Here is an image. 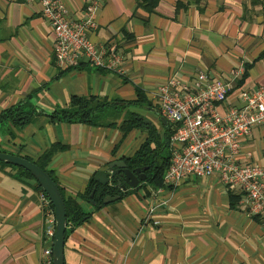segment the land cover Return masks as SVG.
<instances>
[{"label":"crops","instance_id":"1","mask_svg":"<svg viewBox=\"0 0 264 264\" xmlns=\"http://www.w3.org/2000/svg\"><path fill=\"white\" fill-rule=\"evenodd\" d=\"M60 1L69 20L79 21L93 0ZM101 1L90 39L122 55L125 76L87 62L61 70L41 6L0 0V116L18 107L39 113L24 127L0 123V151L38 162L53 146L64 147L47 169L89 216L70 224L65 264H264L261 218L217 175L190 177L175 190L144 182L110 205L83 198L97 173L135 157L149 137L145 127L163 140L167 122L153 94L171 77L193 82L204 72L227 83L242 67L221 114L239 104V93L264 89V0H159L152 13L138 0ZM76 97L118 104L120 121L53 122L50 116ZM131 116L140 127L127 131ZM239 162L264 170V126L244 140ZM17 177L0 166V264H43L51 244L42 193L36 181Z\"/></svg>","mask_w":264,"mask_h":264},{"label":"built area","instance_id":"2","mask_svg":"<svg viewBox=\"0 0 264 264\" xmlns=\"http://www.w3.org/2000/svg\"><path fill=\"white\" fill-rule=\"evenodd\" d=\"M41 6V13L56 37L55 57L61 70L77 68L83 62L110 73L125 76L121 54L97 46L90 33L97 29L101 0H93L82 20L71 21L60 0H27ZM243 73L239 68L229 82L204 72L193 82L171 77L153 94L155 105L165 122L176 131L169 142L170 166L163 185L175 190L188 178H209L217 175L224 189L239 192L251 216L261 218L264 229V170L255 162L240 163L243 142L255 128L264 126V89L239 93V104L223 114L218 106L230 98L234 82ZM45 211V234L51 247L45 250L43 264H54L56 216L48 195L42 193Z\"/></svg>","mask_w":264,"mask_h":264},{"label":"trees","instance_id":"3","mask_svg":"<svg viewBox=\"0 0 264 264\" xmlns=\"http://www.w3.org/2000/svg\"><path fill=\"white\" fill-rule=\"evenodd\" d=\"M158 1L159 0H138L137 3L138 6L143 8L145 11H147L148 13H152L156 5L158 4ZM245 76H247V72L244 75L243 79H245ZM241 83L242 82H240V84ZM141 95L142 94L139 93V100L137 104L143 101ZM121 113L122 110H120L119 105L116 103L111 105L106 100L99 99L98 97H88V98L76 97L72 99L68 108L58 110L50 117L52 118L53 122H71V123L74 122V123H85L94 126H114L117 124V122H108L107 120L109 115H111L112 117H117L120 116ZM35 115H39V113L36 114L35 110L24 112L22 108L18 107L11 109L6 113H4L3 115H1L0 123L4 124L10 122L15 125L24 127L25 125H27L29 122L32 121ZM138 127H140V122L136 120L135 116L129 117V119H126L123 123V128L127 131L137 129ZM164 128H165L164 136L162 140L159 134L157 133L156 129H152L151 127H145V129L149 133L148 139L142 145L139 151L136 153L135 157L126 160V162L129 164V166L132 169L144 168V167L149 168V170L146 172L147 175L146 182L149 185H151L154 189L165 188L163 185V177L165 172L170 166V160H171V156L169 152V142L176 131V127L168 123L167 126H165ZM152 145L154 147H152ZM63 149H64L63 146L56 145L53 146L49 151H47L45 155L38 162H34L30 160L36 163L43 170L48 172L49 175L55 180V182L58 185H59L58 181L56 180L54 174L47 169V165L50 163L54 154ZM1 152L10 153L6 151H1ZM0 166H2L3 168H9L12 171H16L18 173L17 178L19 179L23 178V179H30L36 181L32 176V174L26 171L25 169L18 168L12 165H7L5 163H0ZM36 187L41 193L46 194L38 183ZM59 187L66 202L69 226L70 224L74 226H78L80 224L87 222L89 216L83 212L79 203L76 200L67 198L60 185ZM96 188H97V184L95 180H93L89 185L86 193L83 195V198L88 201L93 200L98 204V206H103L104 199L109 195L120 196L121 198H123L130 192V190L128 192H124L121 186L118 185V182L115 181L111 186L106 188L99 186L97 188L95 197L91 199V196L95 192ZM67 236H68V232H67Z\"/></svg>","mask_w":264,"mask_h":264},{"label":"water","instance_id":"4","mask_svg":"<svg viewBox=\"0 0 264 264\" xmlns=\"http://www.w3.org/2000/svg\"><path fill=\"white\" fill-rule=\"evenodd\" d=\"M163 122L165 121L163 120ZM0 163L22 168L30 172L37 183L41 186L42 190L48 195L53 204L56 216V237L53 249V263L65 264V245L69 222L67 217L66 202L59 185L48 172L43 170L36 163L22 156L0 151ZM148 170V167L132 169L125 160H119L111 163L108 170L97 173L94 180L97 184V188L99 186L106 188L113 184L114 177H120L123 181L121 188L124 192H127L129 189L136 190L140 183L146 182V172ZM97 188L92 194L91 199L95 197ZM120 199V196L109 195L104 199V205H110ZM91 202L96 205L95 202Z\"/></svg>","mask_w":264,"mask_h":264},{"label":"rangeland","instance_id":"5","mask_svg":"<svg viewBox=\"0 0 264 264\" xmlns=\"http://www.w3.org/2000/svg\"><path fill=\"white\" fill-rule=\"evenodd\" d=\"M120 119H121V117H112L111 115H109V117H108V122H119L120 121ZM165 175V174H164Z\"/></svg>","mask_w":264,"mask_h":264},{"label":"flooded vegetation","instance_id":"6","mask_svg":"<svg viewBox=\"0 0 264 264\" xmlns=\"http://www.w3.org/2000/svg\"><path fill=\"white\" fill-rule=\"evenodd\" d=\"M115 181H117V182H118V185L122 187L123 181L121 180L120 177H114L113 182H115ZM141 184H142V183H140V185H141ZM140 185H139V186H140Z\"/></svg>","mask_w":264,"mask_h":264}]
</instances>
